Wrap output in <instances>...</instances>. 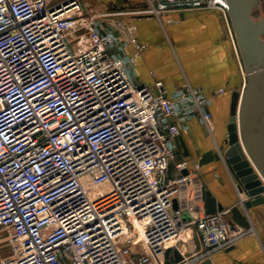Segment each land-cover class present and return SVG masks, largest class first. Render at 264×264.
I'll return each mask as SVG.
<instances>
[{
  "label": "built area",
  "instance_id": "built-area-1",
  "mask_svg": "<svg viewBox=\"0 0 264 264\" xmlns=\"http://www.w3.org/2000/svg\"><path fill=\"white\" fill-rule=\"evenodd\" d=\"M144 1L91 15L79 0H0V264H166L167 249L182 257L170 264H211L250 233L229 210L207 215L198 166L174 162L192 121L212 135L224 90L140 83L135 28L104 20L204 1Z\"/></svg>",
  "mask_w": 264,
  "mask_h": 264
},
{
  "label": "crops",
  "instance_id": "crops-1",
  "mask_svg": "<svg viewBox=\"0 0 264 264\" xmlns=\"http://www.w3.org/2000/svg\"><path fill=\"white\" fill-rule=\"evenodd\" d=\"M121 3L123 7L134 4L137 6L134 9L145 6L144 0H121ZM171 13L164 14L161 19L138 17L129 21L125 18V24L135 28L137 40L144 46L135 63L140 83L152 86L154 82L161 81L164 88L171 91L187 82L209 95L217 89L224 90L211 99L213 135L210 136L192 121L189 132L180 138L189 153L188 164L194 168L198 166L202 154L214 151L215 146L223 141L215 128L220 127L225 113L229 111L232 93L238 92V62L232 42L226 35L222 14L215 10ZM167 19L171 22L165 21ZM131 51L128 48V52ZM221 163L198 166L197 181L215 197L223 211L239 207L247 215L253 231L240 238L230 249L212 253L211 264H264V206L243 210L240 199L244 201L246 196L238 193L230 172ZM188 250L189 256L200 251L194 237ZM7 257L6 250L0 258Z\"/></svg>",
  "mask_w": 264,
  "mask_h": 264
},
{
  "label": "water",
  "instance_id": "water-1",
  "mask_svg": "<svg viewBox=\"0 0 264 264\" xmlns=\"http://www.w3.org/2000/svg\"><path fill=\"white\" fill-rule=\"evenodd\" d=\"M224 1L229 9L230 22L246 74L245 90L242 95L239 92H233L231 95L229 118L226 125L227 136L219 148L220 153L208 151L202 154L198 160V166L201 167L210 162H221V156H223L225 166L235 181L238 192L246 196V200L242 202V208L249 211L264 206V182L262 183L253 172L246 155L248 154L264 179V150L261 151L254 134L257 128L264 127V41L260 38L264 36V18L257 21L251 18V12L257 5V0ZM158 2L161 3L162 0ZM240 97L238 118L237 105ZM239 128L244 147L239 140ZM262 138L264 149V128ZM179 142L182 157L187 158L189 156L187 148L182 139H179ZM186 173V170L182 172L183 175ZM202 198L207 215L223 211V207L205 188L202 190ZM229 213V218L233 223L244 229L250 228L247 215L239 207H232ZM170 253L171 250L167 249L162 257L166 260V264L182 260L177 251L172 252V257ZM209 263L210 261H205L202 264Z\"/></svg>",
  "mask_w": 264,
  "mask_h": 264
},
{
  "label": "rangeland",
  "instance_id": "rangeland-1",
  "mask_svg": "<svg viewBox=\"0 0 264 264\" xmlns=\"http://www.w3.org/2000/svg\"><path fill=\"white\" fill-rule=\"evenodd\" d=\"M50 2V5H57L60 3H64L68 0H48ZM204 3L201 4L200 7L195 8V9H187L184 12H189V11H207V10H214L213 7L209 6L207 3V0H203ZM79 2L81 3L82 7L84 8L85 12L91 15H102V14H109V13H113V12H117L119 9H122V3L121 0H79ZM227 7V8H226ZM226 7H222V6H218L215 8V11L219 12L220 14H222V18H223V22H224V26H225V31H226V35L228 37V39L232 42V47H233V51H234V55L235 58L238 62V73H239V79H240V86L236 89L238 92H241L243 87H244V79H245V71H244V66L242 63V60L240 57H238V46H237V41L235 38V34L234 31L232 29V25L230 22V18H229V12H228V6ZM255 9V10H254ZM252 13H251V17L253 21H257L260 20L262 18H264V0H260L259 4L256 8H254ZM126 10L128 11V13L131 12V9L126 8ZM88 11V12H87ZM172 13H178L176 11H173ZM171 13V14H172ZM169 14L167 13H162L159 17H154L157 19H161L163 15ZM106 21H115V22H120L122 24H124V26L128 27L130 26V24H125V18L129 21H131L132 17L130 15H113L110 14L107 17H105ZM133 20V19H132ZM168 23L171 22L170 19L165 20ZM229 111H227V113H225L224 119L222 121V124L220 125L219 128H215V132H220V135H222L223 140L226 139L227 136V132L226 129H224L225 124L228 123V117H229ZM214 131V130H213ZM255 136L257 137V144L258 146L261 148V151H263V138H262V129L261 127L257 128L255 131ZM213 135V133H212ZM211 135V136H212ZM223 143V141H221L220 144H218L217 146H215L214 151L219 150L221 144ZM225 148V147H224ZM187 162L188 163V158H184L182 157L181 152H178L174 162L178 163V162ZM222 162V161H221ZM222 165L223 162L221 163ZM225 166V165H224ZM197 178L199 177V174L196 175ZM251 231H253V228H250ZM250 231V232H251ZM7 250V238L6 235L4 234V231L0 228V257L4 256V253ZM194 253V252H193ZM192 254V253H191ZM6 255V254H5ZM152 264H157L156 262H153Z\"/></svg>",
  "mask_w": 264,
  "mask_h": 264
},
{
  "label": "bare ground",
  "instance_id": "bare-ground-1",
  "mask_svg": "<svg viewBox=\"0 0 264 264\" xmlns=\"http://www.w3.org/2000/svg\"><path fill=\"white\" fill-rule=\"evenodd\" d=\"M258 1L259 0H257V5H258ZM207 3H209V5H211V6H213V9L215 10V8L217 7V6H227V4H226V2L224 1V0H207ZM256 5V6H257ZM227 8V7H226ZM253 11V10H252ZM252 13V12H251ZM252 18V17H251ZM261 38V37H260ZM244 90H245V87H243V89H242V91L240 92V95H242V93L244 92ZM240 102H241V97L239 98V102H238V105H237V107H238V115H237V117L239 118V105H240ZM239 135V140L241 141V143H242V145H243V147H244V143H243V139H242V134H241V130H240V128H239V133H238ZM247 155V158H248V160L250 161V166L253 168V172L260 178V180H261V182L263 183L264 182V179L262 178V176H261V174L259 173V171L257 170V168H255V166H254V164H253V162H251V159L249 158V156H248V154H246ZM264 184V183H263ZM184 237L182 236V235H180L178 238H177V242H178V244H179V246H180V248H181V250L182 251H185V250H187V244L184 242Z\"/></svg>",
  "mask_w": 264,
  "mask_h": 264
},
{
  "label": "trees",
  "instance_id": "trees-1",
  "mask_svg": "<svg viewBox=\"0 0 264 264\" xmlns=\"http://www.w3.org/2000/svg\"><path fill=\"white\" fill-rule=\"evenodd\" d=\"M137 6L136 5H134V4H126V6H124V7H122V9H126V8H129V9H134V8H136Z\"/></svg>",
  "mask_w": 264,
  "mask_h": 264
},
{
  "label": "flooded vegetation",
  "instance_id": "flooded-vegetation-1",
  "mask_svg": "<svg viewBox=\"0 0 264 264\" xmlns=\"http://www.w3.org/2000/svg\"><path fill=\"white\" fill-rule=\"evenodd\" d=\"M261 40H263L264 41V36H261ZM264 127H261V129H263Z\"/></svg>",
  "mask_w": 264,
  "mask_h": 264
}]
</instances>
